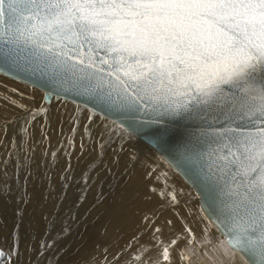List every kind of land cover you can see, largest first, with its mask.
<instances>
[{
    "label": "snow or ice",
    "instance_id": "obj_1",
    "mask_svg": "<svg viewBox=\"0 0 264 264\" xmlns=\"http://www.w3.org/2000/svg\"><path fill=\"white\" fill-rule=\"evenodd\" d=\"M4 62L60 93L86 96L93 123L97 110L136 118L133 132L202 122L194 155L203 163L206 219L226 237V256L264 264V0H0ZM24 110L32 121L49 112ZM119 128L97 132L98 159L123 151L112 147V135L128 133ZM180 238L165 246L155 237L151 264H170L169 247ZM0 264H22L18 245L0 249Z\"/></svg>",
    "mask_w": 264,
    "mask_h": 264
},
{
    "label": "rangeland",
    "instance_id": "obj_2",
    "mask_svg": "<svg viewBox=\"0 0 264 264\" xmlns=\"http://www.w3.org/2000/svg\"><path fill=\"white\" fill-rule=\"evenodd\" d=\"M52 99L45 100V103L52 104ZM40 108L42 107H35L33 111ZM79 112L80 109L77 108L57 117L46 114L43 118H47L45 122H37L38 126L36 124L34 126L36 132L39 131L37 127L42 130V135L30 136L33 147L28 150L29 157L23 156L22 164L12 163L15 167L11 169L4 166L6 170L0 175V187L11 189L7 195L0 194V249L7 252L14 244L18 245L22 264H87L89 260L91 264H117L118 257L123 256L127 250L124 246L120 250L116 249L114 253L110 249L113 240L119 243L121 240L124 241L121 229L125 225V220L118 210L121 194L127 188L128 182L121 166L124 152H119L115 159H111L114 158L113 152L102 151L101 158L91 160L90 156L97 155V143L103 142L97 136V132L101 131H94L85 136L84 145L92 146V150L86 151V160L91 166L92 161L102 165V168H97L100 172L107 168L102 172L103 182L94 183L92 188L90 187L92 180L91 185L87 183L88 191L86 189V193L83 194L81 186L85 185L84 181L80 180V183H77L74 177L67 175V160L58 158L61 149L58 152L53 150L54 146L58 145L69 155V146L78 132ZM73 116L77 118L75 124L72 123ZM47 122L49 124H46ZM107 127L115 129L117 133L120 131L118 126ZM116 138L117 135H112L114 148L124 144ZM128 138L126 134L123 140L130 141ZM10 143L9 140L2 141L3 156L0 157L2 162L6 160ZM44 164H47L46 168L43 167ZM107 164L112 169L108 168ZM42 170L47 172V176L41 174ZM25 174L28 175L26 187L22 184ZM63 177H66V181L62 179ZM61 183H65L66 186L61 188ZM77 189L81 190L78 192ZM25 192L29 194L27 202L22 199ZM128 224L133 231L140 227L136 223ZM111 229H117L120 235L114 237ZM149 232L147 228H143V232L137 231L130 239L129 246L132 247L140 238L143 247H147L152 241ZM208 232L204 238L199 240L194 238L180 250L183 264H235L232 257L224 254L219 243L224 241V247L227 246L225 236L221 238L212 233V230ZM42 244L51 247L42 249Z\"/></svg>",
    "mask_w": 264,
    "mask_h": 264
},
{
    "label": "bare ground",
    "instance_id": "obj_3",
    "mask_svg": "<svg viewBox=\"0 0 264 264\" xmlns=\"http://www.w3.org/2000/svg\"><path fill=\"white\" fill-rule=\"evenodd\" d=\"M51 99L52 104L47 105L48 103L46 104L43 99L42 89L0 72V157L3 156L1 153L2 141H11L6 160L0 161V170H2L0 175H3L6 170L4 166H9L11 169L15 167L14 162L21 163L23 156L29 157L28 150L33 147V140L30 138L32 134L36 137L42 135V130L37 127V122H45L47 118H37L35 121L28 120V113L24 108L30 110H35V107L48 108L47 114H51L53 117L78 108L80 109L78 132H76L75 138L69 146V155L58 145H55L53 150L58 152L61 149L58 158L67 160V175L74 177L77 183H80V180L84 181L85 185L81 186L83 188L81 189L85 194V190L88 191L87 183L91 185L90 182L93 180L90 186L93 188L94 183L99 181L101 184L103 182L102 172L106 171L107 167L105 168V164H103L105 169L100 172L97 168H102V165H90L89 161L86 160V151L92 150V146L84 145L83 140L86 135L92 134L94 131L100 130L102 132L107 126L119 127L120 123L96 112L93 114V123L88 119V114L92 112L88 107L60 97L58 99L52 96ZM35 124L38 132L35 131ZM24 129H27V132ZM127 134L130 141L121 140L118 135L116 138L124 142L123 145H120L125 146L122 151L124 154L121 166L128 179L127 188L121 194V204L118 206V210L123 214L125 220V225L121 229V234L124 233V237L122 236L124 241L121 240L119 243L117 240H113L110 243V249L114 253L116 249L120 250L123 246L127 248L124 255L118 257L119 262L117 264H139L138 258H143L145 264H151L148 258H155L160 251L156 247L155 237H159L165 246L177 237H181L176 245L169 247V253L170 264H183L184 260L180 255V250L187 246L191 240L204 238L210 230L221 238L223 235L218 231L215 224L209 222L210 218L206 219L207 214L203 211L198 192L193 185L186 181L179 171L150 144L129 130ZM81 144H83V149H81ZM113 146L115 145L113 144ZM112 155L114 156V153ZM68 157L70 158L67 159ZM89 158L95 160L97 155H92ZM109 167L112 169L108 165ZM64 186H66L65 183ZM127 189L129 190L127 191ZM170 194L176 196V201L170 198ZM117 199L119 201V196ZM128 223H136L140 227L133 231ZM143 228H147L152 235V241L149 245L144 248L143 242L139 238V240H135L136 242L133 243L132 247L129 246L131 244L130 239L137 231L143 232ZM155 228L161 229V232L156 233ZM189 229L191 230L190 233L186 231ZM111 230L114 237L120 235L117 229ZM232 259L235 264H248L247 259L239 252H235Z\"/></svg>",
    "mask_w": 264,
    "mask_h": 264
},
{
    "label": "water",
    "instance_id": "obj_4",
    "mask_svg": "<svg viewBox=\"0 0 264 264\" xmlns=\"http://www.w3.org/2000/svg\"><path fill=\"white\" fill-rule=\"evenodd\" d=\"M0 72L42 89L43 99L51 93L50 98L47 100H50L52 96L60 97L80 103L84 106L87 105V107L93 111L94 105L86 96L77 95L75 93H60L47 81L39 80L37 77L19 71L6 62L0 63ZM96 113L113 119L120 124L123 123L125 128L130 132L159 151V153L179 171L186 181L193 185L198 192L201 206L203 208L205 207V181L204 173L201 171L203 163L194 155V152L200 150L197 133L203 126L202 122L178 119L163 125H146L142 127L139 132H133L130 126H139L136 118L128 116L126 119H122L119 114L101 112L99 110H97ZM216 126L218 127L219 125ZM225 240L227 241L226 237Z\"/></svg>",
    "mask_w": 264,
    "mask_h": 264
}]
</instances>
